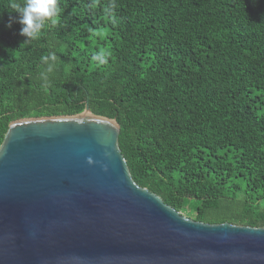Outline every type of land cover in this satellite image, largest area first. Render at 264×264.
<instances>
[{"label":"trees","instance_id":"16d2710c","mask_svg":"<svg viewBox=\"0 0 264 264\" xmlns=\"http://www.w3.org/2000/svg\"><path fill=\"white\" fill-rule=\"evenodd\" d=\"M9 3L0 145L12 121L87 103L119 125L137 186L194 221L264 228V0H59L60 23L29 44Z\"/></svg>","mask_w":264,"mask_h":264},{"label":"water","instance_id":"95a60500","mask_svg":"<svg viewBox=\"0 0 264 264\" xmlns=\"http://www.w3.org/2000/svg\"><path fill=\"white\" fill-rule=\"evenodd\" d=\"M114 119L12 121L0 145V264H264V228L186 218L132 180Z\"/></svg>","mask_w":264,"mask_h":264},{"label":"clouds","instance_id":"9594fccd","mask_svg":"<svg viewBox=\"0 0 264 264\" xmlns=\"http://www.w3.org/2000/svg\"><path fill=\"white\" fill-rule=\"evenodd\" d=\"M9 7L17 14V22L21 25L19 34L25 38L23 44L37 40L45 28L60 23L62 9L59 0H10ZM7 27H11V24ZM93 59L104 62L100 55L94 56ZM41 61L47 67L40 73V78L47 86L49 75L56 68L58 57L54 51H49L41 57Z\"/></svg>","mask_w":264,"mask_h":264}]
</instances>
